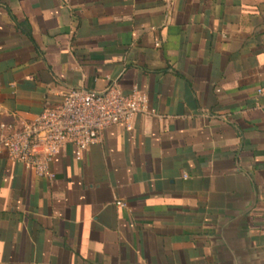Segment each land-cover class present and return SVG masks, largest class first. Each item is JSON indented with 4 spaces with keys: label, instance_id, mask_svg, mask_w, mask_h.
<instances>
[{
    "label": "crops",
    "instance_id": "obj_1",
    "mask_svg": "<svg viewBox=\"0 0 264 264\" xmlns=\"http://www.w3.org/2000/svg\"><path fill=\"white\" fill-rule=\"evenodd\" d=\"M112 82L154 115L0 156V264H264V0H0V124Z\"/></svg>",
    "mask_w": 264,
    "mask_h": 264
},
{
    "label": "built area",
    "instance_id": "obj_2",
    "mask_svg": "<svg viewBox=\"0 0 264 264\" xmlns=\"http://www.w3.org/2000/svg\"><path fill=\"white\" fill-rule=\"evenodd\" d=\"M158 45V44H157ZM148 96L135 88L124 94L115 82L102 91L67 89L56 106L29 121L0 124V156H5L38 178L52 180L50 167L65 146L80 162L111 126H130L137 116H153ZM185 177V176H184ZM118 208L126 204L116 202Z\"/></svg>",
    "mask_w": 264,
    "mask_h": 264
},
{
    "label": "water",
    "instance_id": "obj_3",
    "mask_svg": "<svg viewBox=\"0 0 264 264\" xmlns=\"http://www.w3.org/2000/svg\"><path fill=\"white\" fill-rule=\"evenodd\" d=\"M235 264H238L237 262H235Z\"/></svg>",
    "mask_w": 264,
    "mask_h": 264
}]
</instances>
